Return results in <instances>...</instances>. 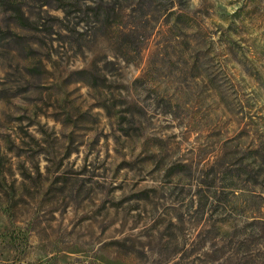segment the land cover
Here are the masks:
<instances>
[{
  "label": "rangeland",
  "instance_id": "374dc122",
  "mask_svg": "<svg viewBox=\"0 0 264 264\" xmlns=\"http://www.w3.org/2000/svg\"><path fill=\"white\" fill-rule=\"evenodd\" d=\"M0 264H264V0H0Z\"/></svg>",
  "mask_w": 264,
  "mask_h": 264
}]
</instances>
